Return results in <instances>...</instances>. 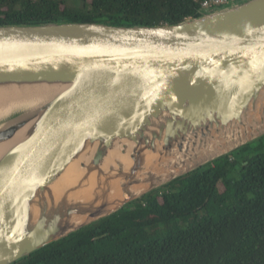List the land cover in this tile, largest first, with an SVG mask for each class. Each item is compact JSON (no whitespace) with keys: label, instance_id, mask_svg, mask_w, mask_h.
Instances as JSON below:
<instances>
[{"label":"water","instance_id":"95a60500","mask_svg":"<svg viewBox=\"0 0 264 264\" xmlns=\"http://www.w3.org/2000/svg\"><path fill=\"white\" fill-rule=\"evenodd\" d=\"M198 12L0 25V264L264 136V0Z\"/></svg>","mask_w":264,"mask_h":264},{"label":"trees","instance_id":"16d2710c","mask_svg":"<svg viewBox=\"0 0 264 264\" xmlns=\"http://www.w3.org/2000/svg\"><path fill=\"white\" fill-rule=\"evenodd\" d=\"M202 0H0V25L175 24ZM12 264H264V136Z\"/></svg>","mask_w":264,"mask_h":264},{"label":"bare ground","instance_id":"6f19581e","mask_svg":"<svg viewBox=\"0 0 264 264\" xmlns=\"http://www.w3.org/2000/svg\"><path fill=\"white\" fill-rule=\"evenodd\" d=\"M30 98L21 97L18 94H0V114L8 111L13 105L30 101ZM37 99H33L35 101ZM1 116V115H0Z\"/></svg>","mask_w":264,"mask_h":264},{"label":"built area","instance_id":"2783aa9c","mask_svg":"<svg viewBox=\"0 0 264 264\" xmlns=\"http://www.w3.org/2000/svg\"><path fill=\"white\" fill-rule=\"evenodd\" d=\"M237 0H202L200 3V9L198 11H214L230 2Z\"/></svg>","mask_w":264,"mask_h":264},{"label":"rangeland","instance_id":"374dc122","mask_svg":"<svg viewBox=\"0 0 264 264\" xmlns=\"http://www.w3.org/2000/svg\"><path fill=\"white\" fill-rule=\"evenodd\" d=\"M79 1V0H78Z\"/></svg>","mask_w":264,"mask_h":264}]
</instances>
